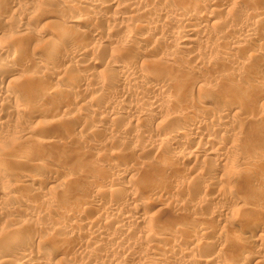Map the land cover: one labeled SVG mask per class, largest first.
<instances>
[{"label": "bare ground", "instance_id": "6f19581e", "mask_svg": "<svg viewBox=\"0 0 264 264\" xmlns=\"http://www.w3.org/2000/svg\"><path fill=\"white\" fill-rule=\"evenodd\" d=\"M0 264H264V0H0Z\"/></svg>", "mask_w": 264, "mask_h": 264}, {"label": "rangeland", "instance_id": "374dc122", "mask_svg": "<svg viewBox=\"0 0 264 264\" xmlns=\"http://www.w3.org/2000/svg\"><path fill=\"white\" fill-rule=\"evenodd\" d=\"M34 123V122H33ZM32 125H34V124H32ZM231 199H229V201H230ZM235 200V199H234ZM233 199L229 202V201H227V202H225L226 204H227V206H229V207H231V209H233V208H236L237 206L239 207V205H240V203H237L236 201L237 200H235L234 201ZM232 201H234V202H232ZM232 202V203H231ZM228 203H230V205L228 204ZM239 204V205H238ZM235 206V207H234ZM213 208V207H212ZM252 259H254V257L252 258Z\"/></svg>", "mask_w": 264, "mask_h": 264}]
</instances>
